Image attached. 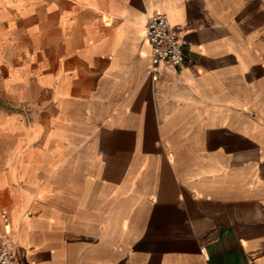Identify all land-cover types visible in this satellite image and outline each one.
Returning a JSON list of instances; mask_svg holds the SVG:
<instances>
[{"label": "crops", "instance_id": "obj_1", "mask_svg": "<svg viewBox=\"0 0 264 264\" xmlns=\"http://www.w3.org/2000/svg\"><path fill=\"white\" fill-rule=\"evenodd\" d=\"M0 99L18 264H264V0H0Z\"/></svg>", "mask_w": 264, "mask_h": 264}, {"label": "built area", "instance_id": "obj_2", "mask_svg": "<svg viewBox=\"0 0 264 264\" xmlns=\"http://www.w3.org/2000/svg\"><path fill=\"white\" fill-rule=\"evenodd\" d=\"M145 37L150 47L149 73L152 79H157V68L160 66L176 69L182 65H192V60L186 52L187 44L171 31L166 14L159 13L149 18L145 28ZM0 220L5 232L0 236V264H18L13 246L8 241L11 230L6 229L9 228V217L6 210H1Z\"/></svg>", "mask_w": 264, "mask_h": 264}, {"label": "rangeland", "instance_id": "obj_3", "mask_svg": "<svg viewBox=\"0 0 264 264\" xmlns=\"http://www.w3.org/2000/svg\"><path fill=\"white\" fill-rule=\"evenodd\" d=\"M3 105V99H0V106Z\"/></svg>", "mask_w": 264, "mask_h": 264}, {"label": "bare ground", "instance_id": "obj_4", "mask_svg": "<svg viewBox=\"0 0 264 264\" xmlns=\"http://www.w3.org/2000/svg\"><path fill=\"white\" fill-rule=\"evenodd\" d=\"M168 17V16H167ZM14 250V249H13Z\"/></svg>", "mask_w": 264, "mask_h": 264}]
</instances>
